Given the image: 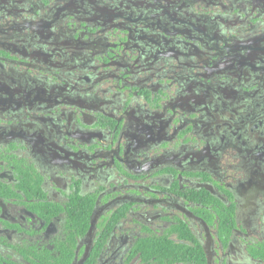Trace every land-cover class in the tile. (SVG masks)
<instances>
[{"label":"flooded vegetation","instance_id":"af4514ba","mask_svg":"<svg viewBox=\"0 0 264 264\" xmlns=\"http://www.w3.org/2000/svg\"><path fill=\"white\" fill-rule=\"evenodd\" d=\"M198 249L264 264V0H0V264Z\"/></svg>","mask_w":264,"mask_h":264},{"label":"trees","instance_id":"16d2710c","mask_svg":"<svg viewBox=\"0 0 264 264\" xmlns=\"http://www.w3.org/2000/svg\"><path fill=\"white\" fill-rule=\"evenodd\" d=\"M158 244L157 247H147L145 246L142 251L144 254V259L147 260V256L151 257L153 254H158L160 257L165 256L167 257L168 255H174L176 256V260H183L182 255H187V252H184L183 250L177 248L176 246H172V244L165 243L164 241H156ZM193 256H195L199 260V264L204 263L205 261V253L203 249H198L195 251H192Z\"/></svg>","mask_w":264,"mask_h":264}]
</instances>
